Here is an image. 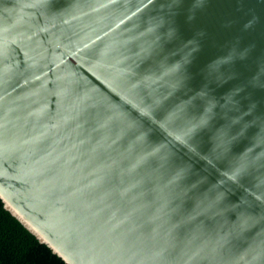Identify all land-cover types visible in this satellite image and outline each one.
<instances>
[{
    "label": "water",
    "instance_id": "1",
    "mask_svg": "<svg viewBox=\"0 0 264 264\" xmlns=\"http://www.w3.org/2000/svg\"><path fill=\"white\" fill-rule=\"evenodd\" d=\"M0 199L68 264H264V0H0Z\"/></svg>",
    "mask_w": 264,
    "mask_h": 264
},
{
    "label": "trees",
    "instance_id": "2",
    "mask_svg": "<svg viewBox=\"0 0 264 264\" xmlns=\"http://www.w3.org/2000/svg\"><path fill=\"white\" fill-rule=\"evenodd\" d=\"M0 264H68L22 225L0 199Z\"/></svg>",
    "mask_w": 264,
    "mask_h": 264
}]
</instances>
